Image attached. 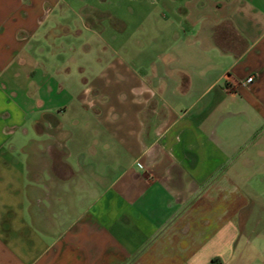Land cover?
<instances>
[{"label": "crops", "instance_id": "1", "mask_svg": "<svg viewBox=\"0 0 264 264\" xmlns=\"http://www.w3.org/2000/svg\"><path fill=\"white\" fill-rule=\"evenodd\" d=\"M262 211L264 0H0V264H245Z\"/></svg>", "mask_w": 264, "mask_h": 264}, {"label": "rangeland", "instance_id": "2", "mask_svg": "<svg viewBox=\"0 0 264 264\" xmlns=\"http://www.w3.org/2000/svg\"><path fill=\"white\" fill-rule=\"evenodd\" d=\"M264 213V211H262ZM264 223H261L258 234H250L245 238V246L256 248V252H251L245 260V264H264Z\"/></svg>", "mask_w": 264, "mask_h": 264}, {"label": "built area", "instance_id": "3", "mask_svg": "<svg viewBox=\"0 0 264 264\" xmlns=\"http://www.w3.org/2000/svg\"><path fill=\"white\" fill-rule=\"evenodd\" d=\"M253 79H254V77H249L248 79H246V83L252 82Z\"/></svg>", "mask_w": 264, "mask_h": 264}, {"label": "trees", "instance_id": "4", "mask_svg": "<svg viewBox=\"0 0 264 264\" xmlns=\"http://www.w3.org/2000/svg\"><path fill=\"white\" fill-rule=\"evenodd\" d=\"M214 262H216V261L214 260Z\"/></svg>", "mask_w": 264, "mask_h": 264}]
</instances>
